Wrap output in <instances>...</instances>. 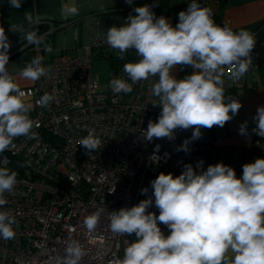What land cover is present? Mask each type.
Here are the masks:
<instances>
[{
  "label": "clouds",
  "instance_id": "9594fccd",
  "mask_svg": "<svg viewBox=\"0 0 264 264\" xmlns=\"http://www.w3.org/2000/svg\"><path fill=\"white\" fill-rule=\"evenodd\" d=\"M21 2L9 0L14 8H20ZM126 2L131 4L132 0ZM134 12L136 15H129L123 26L106 31V43L118 51L120 59L129 50L139 57L136 62L124 64L127 79L110 80L114 94L131 93L139 82L158 77L151 89L158 100L152 104L159 105L161 112L157 121L148 122L141 136L149 142L154 138L171 141L175 130L194 128L191 139L195 140L201 137V128L223 127L233 119L242 104L231 97L225 102L224 70L229 69L231 81L250 70L254 35L216 24L213 10L202 7L198 0H191L187 10L178 14L175 27L166 17H156L148 5L135 7ZM78 13L75 0L61 6L64 18ZM25 39L38 45L42 38L32 30ZM9 49L10 41L0 28V155L15 148L16 137L37 136L28 115L32 105L25 102V93L7 69ZM42 60L33 58L19 70V76L35 82L46 75L48 69L42 66ZM177 66H191L193 72L177 79L173 74ZM53 99L45 93L36 103L46 107ZM253 119V131L264 138V106L258 107ZM246 129L244 122L240 134L246 135ZM79 144L89 153L99 149L102 141L95 129H89ZM188 144L185 140L177 150L188 152ZM202 165L199 161L196 167ZM17 183V172L0 167V207L7 203L3 194L12 192ZM150 183L159 215L147 211L153 205L149 197L118 211L100 208L83 221L90 237L105 213L113 235L135 234L134 240L125 239L123 258L115 264H264V158L243 165L239 178L232 167L221 162L199 173L186 164L180 175L161 173ZM111 191H115L114 186ZM147 192V188L141 190L142 195ZM16 224L10 211H0V238H13ZM160 224L169 229V235L164 234ZM87 254L80 241L70 238L64 255L54 258L55 264H81Z\"/></svg>",
  "mask_w": 264,
  "mask_h": 264
},
{
  "label": "built area",
  "instance_id": "2783aa9c",
  "mask_svg": "<svg viewBox=\"0 0 264 264\" xmlns=\"http://www.w3.org/2000/svg\"><path fill=\"white\" fill-rule=\"evenodd\" d=\"M36 26L37 23L34 30ZM108 29L106 16L94 19L88 29L90 47L108 46ZM256 43L252 57L256 55ZM26 47L33 58L42 57L39 44L28 43L23 46ZM23 48L9 51L10 59ZM138 59L135 54L134 62ZM92 61L89 52L65 51L42 60L47 74L33 85L20 88L25 102L32 105L28 115L37 136L16 137L15 148L0 155V167L17 172L18 180L12 192L3 194L7 203L0 207V211H10L17 221L13 225L14 237L0 238V264H55L54 258L64 255L70 238L80 241L87 250L81 264H115L123 258L125 239L132 241L135 234L113 235L105 213L90 237L83 224L86 216L103 207L108 212L130 208L149 197L153 205L147 211L159 215L150 183L159 174L178 176L186 164L199 173L222 162L232 167L239 178L243 165L264 158V138L252 146L220 147L210 130L204 128L195 140L191 139L194 128H189L175 130L171 141H146L141 131L147 129L150 120L157 121L161 112L159 105L152 104L158 100L151 91L158 77L139 82L131 93L114 94L110 80L127 79L126 74L122 69L112 71L107 89L100 90ZM224 71V79L234 85L236 80H229V69ZM45 93L54 99L41 107L36 101ZM89 129H95L102 145L88 153L79 141ZM185 140H189V151H178ZM253 155L255 158L249 162ZM199 161H203L202 168L196 167ZM144 188L148 189L146 195L141 194ZM159 226L165 235L170 234L166 226Z\"/></svg>",
  "mask_w": 264,
  "mask_h": 264
},
{
  "label": "crops",
  "instance_id": "0c3cea01",
  "mask_svg": "<svg viewBox=\"0 0 264 264\" xmlns=\"http://www.w3.org/2000/svg\"><path fill=\"white\" fill-rule=\"evenodd\" d=\"M70 2L72 0H22L20 8H14L9 4L7 26L9 51L19 50L28 44L25 36L34 30V25L37 23L36 30L41 38L53 29L55 24H59L52 31L49 44L43 43L44 48L41 50L43 60H50L68 50H74L79 54L90 53L91 41L88 29L94 19L106 16L109 28L121 27L129 15H136L135 7L148 5L156 17H166L175 27L179 22L178 14L187 10L191 0H132L131 4L126 0H75L79 13L64 18L61 14V6ZM198 2L202 7L213 10V19L216 24L220 26L227 24L236 32L250 31L257 39L256 55L252 57L253 65L250 70L236 80L234 85L229 81L225 83V93L232 90L242 107L238 114L223 127L213 126L209 129L220 147L252 146L262 139L253 131L256 127L253 117L258 107L264 106V0H198ZM1 6L2 0H0V9ZM12 24L19 28L9 29ZM48 47L52 48L51 52L46 51ZM32 59V52L26 47L9 60L7 69L16 78L20 88L34 83L19 76V70L25 68ZM96 60L105 59L92 61L93 72L94 67L99 69L103 66V63L94 64ZM192 72L191 66H177L173 69L177 79H183ZM244 122H247V134L241 135L240 127ZM254 158V155L250 156L248 161L251 162Z\"/></svg>",
  "mask_w": 264,
  "mask_h": 264
},
{
  "label": "trees",
  "instance_id": "16d2710c",
  "mask_svg": "<svg viewBox=\"0 0 264 264\" xmlns=\"http://www.w3.org/2000/svg\"><path fill=\"white\" fill-rule=\"evenodd\" d=\"M9 13H10L9 0H2V6L0 9V28H3L5 30L7 37H8L7 26L9 24V20H8ZM55 26H57V24H55ZM51 34H52V31L45 33L44 36L42 37L41 42L39 43L42 49L44 48L43 43H46L47 45L49 44ZM90 53H91L93 60L105 59L108 62V68H109L108 75H107L108 79L110 78V73L112 71L117 70V69L123 70V66L125 63L134 62L135 60L134 50H129L127 53H125L124 59H120L118 51L106 45H101L98 47H90ZM228 97H231L237 100L236 95L232 90L225 93V98H226L225 102H228L227 100ZM204 129H207V128H204Z\"/></svg>",
  "mask_w": 264,
  "mask_h": 264
},
{
  "label": "rangeland",
  "instance_id": "374dc122",
  "mask_svg": "<svg viewBox=\"0 0 264 264\" xmlns=\"http://www.w3.org/2000/svg\"><path fill=\"white\" fill-rule=\"evenodd\" d=\"M95 63H101V64L103 63V66H102L103 68L99 67V69H97L96 67H94V75L99 84V89L106 90L108 87V77H107L108 64L105 60H96L94 61V64Z\"/></svg>",
  "mask_w": 264,
  "mask_h": 264
}]
</instances>
